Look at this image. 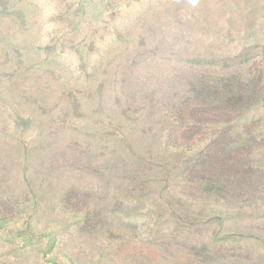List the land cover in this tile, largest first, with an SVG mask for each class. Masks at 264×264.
<instances>
[{"label":"rangeland","instance_id":"obj_1","mask_svg":"<svg viewBox=\"0 0 264 264\" xmlns=\"http://www.w3.org/2000/svg\"><path fill=\"white\" fill-rule=\"evenodd\" d=\"M0 264H264V0H0Z\"/></svg>","mask_w":264,"mask_h":264},{"label":"trees","instance_id":"obj_2","mask_svg":"<svg viewBox=\"0 0 264 264\" xmlns=\"http://www.w3.org/2000/svg\"><path fill=\"white\" fill-rule=\"evenodd\" d=\"M251 170V169H250Z\"/></svg>","mask_w":264,"mask_h":264}]
</instances>
